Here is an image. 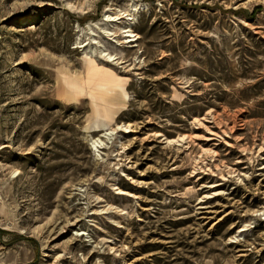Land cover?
Returning <instances> with one entry per match:
<instances>
[{"label":"rangeland","instance_id":"1","mask_svg":"<svg viewBox=\"0 0 264 264\" xmlns=\"http://www.w3.org/2000/svg\"><path fill=\"white\" fill-rule=\"evenodd\" d=\"M0 264H264V0H0Z\"/></svg>","mask_w":264,"mask_h":264},{"label":"bare ground","instance_id":"2","mask_svg":"<svg viewBox=\"0 0 264 264\" xmlns=\"http://www.w3.org/2000/svg\"><path fill=\"white\" fill-rule=\"evenodd\" d=\"M61 1H64V0H61ZM113 9H115V7H108L106 9L107 12L105 13V18L103 19L106 26H100L98 23H92L91 22L89 24L90 29L95 30L93 28V26L95 25V27H98V28L101 27L102 30H106V32L108 34H115L114 37L118 36L120 32H125L126 34L124 35V37H129V38L126 41H120V38H117L116 42L118 45H121L123 42H131V41L137 40L140 37V35L138 33H136L135 30L133 29V27L131 25L132 22L128 21V25H124V22L127 23L126 22L127 19L129 20V19L134 18L133 15H129V14H134V12L126 13V15H120V13L112 14L109 12V10H113ZM134 9H137V7H135ZM132 10H133V8H132ZM107 25H109L110 27H108ZM103 51H104V49L101 50V53L105 57L104 60L107 62H111V61H114V60H117L118 58H120V57H117L116 54L114 55L111 52H103ZM92 60H93L92 62H94L93 63V69L96 70V72L101 73L105 77L111 76L114 78L115 76H118V74L114 72L113 68L108 67L106 64L95 63L94 59H92ZM104 79H105V81H103V80L99 81V83H100L99 85H101L102 87H107L111 96L114 97V99L112 101L113 104L120 105V103L123 104V103H126L127 101H130V89L128 87H122L119 83V79H115V78L112 80H109L107 78H104ZM70 82H72L73 87L77 86V80L76 79H73V81H70ZM90 82H92V80ZM107 93L108 92H102L101 93V95L106 96L105 98H102V99H104V100L107 99ZM124 127L127 130L128 129L131 130L132 126L126 125ZM111 131H113V129H111ZM111 131H108L107 133H109ZM93 143L95 144L96 147H98L99 146L98 143H102V139L98 138V139L94 140ZM244 149L248 150L249 148L245 147ZM239 161H243V159H239ZM118 188H120V187H118Z\"/></svg>","mask_w":264,"mask_h":264}]
</instances>
